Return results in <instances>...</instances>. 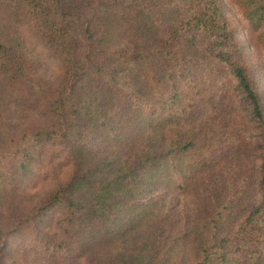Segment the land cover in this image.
I'll return each instance as SVG.
<instances>
[{"label":"trees","instance_id":"obj_1","mask_svg":"<svg viewBox=\"0 0 264 264\" xmlns=\"http://www.w3.org/2000/svg\"><path fill=\"white\" fill-rule=\"evenodd\" d=\"M228 3L243 24L239 33L217 0H0L2 9L26 19L61 73L54 84L28 81L15 46H6L0 33L1 83L26 80L44 118L19 139L16 174L24 175L27 164L42 157L34 150L47 144L61 146L69 164L81 165L17 226L60 206L73 240L82 241L81 227L88 233L83 249L76 245L67 256L84 261L122 240L126 260L114 264H229L237 258L228 246L254 227L261 234L247 242L249 249L238 246L246 253L240 264H264V110L240 41L246 32L264 56V0ZM220 105L228 108L223 124L213 119ZM238 123L250 132L259 163V202L242 214L229 208L239 203L233 188L245 190L248 183L230 187L237 195L221 203L212 195L218 183H209L239 157L242 137L223 138ZM91 129L96 134L86 133ZM96 135L98 142L88 143ZM174 195L188 205L190 197L209 201L211 215L199 218L196 206L169 208Z\"/></svg>","mask_w":264,"mask_h":264},{"label":"rangeland","instance_id":"obj_2","mask_svg":"<svg viewBox=\"0 0 264 264\" xmlns=\"http://www.w3.org/2000/svg\"><path fill=\"white\" fill-rule=\"evenodd\" d=\"M217 1L230 28L239 33L243 24L234 14L228 0ZM29 26V23L18 11L14 13L0 7V33L3 42L6 43V46H15L16 55L26 69L28 81L54 84L61 77L58 63ZM240 41L243 52L242 60L248 68L264 110V56L261 52L257 54L254 51L246 32L240 35ZM2 79L4 82L1 83L0 79V173L2 174V176L0 175V264H114L117 261L124 262L126 257L119 251L123 244L122 240L107 244H113V246L102 247L84 261L74 262L70 259L65 251L76 248V245L83 249L85 245L83 237H87L88 233L85 227H81L78 235L83 242L77 241L76 238L73 240L72 231L67 224V214L59 211L60 206L41 212L38 220H34L31 224L25 223L22 226H17L19 220L31 214L34 215L42 208L49 197L62 188L81 165L69 164L61 146L47 144L38 146L34 150L42 157L28 163L24 175L16 174L21 162V155L18 154L20 148L17 143L25 130L30 133L36 127L43 125L44 118L41 108L28 95L29 85L26 80L14 81L8 77ZM197 99L193 100V104L199 101ZM217 108L218 111L213 115V119H216L217 123L223 124L226 118L223 113H226L228 108L224 105ZM230 120H226V123L229 124ZM174 131L175 129L169 134L173 135ZM90 132L95 133L94 129L86 133ZM208 134L206 133V136ZM86 136L87 134L82 135L83 139ZM169 137L170 135L168 139ZM239 137H242L243 145V148H239L240 153L237 155L239 157L234 156L226 166L215 171L209 178V183L211 185L218 183L212 192L218 203L227 200V197H231V195H237L228 192L230 187L238 185L242 181L245 184L248 183L245 190L240 191L233 188L234 191H238L239 203L229 208V210L233 209L242 214L258 205L259 195L255 183L259 163L256 160V152L249 147L251 139L247 127L238 123L235 128L228 127L224 131L223 138L227 141H233ZM98 139L96 135V138L90 139L88 143L94 144L98 142ZM199 198L190 197L192 202L189 201L188 205L180 200L183 198L174 195L168 198L169 208L173 209L176 206L179 211H186L192 210L193 206H196L199 218L210 216L212 212L209 208V201ZM238 225L240 223L235 224L237 229L241 228ZM239 234L238 241L236 240L235 243L228 246L227 253L236 255L237 258L234 261L230 260L229 264H240V259H243L241 255L246 256V253H242L238 246L249 249L247 242L256 241L261 232L252 227ZM134 235L139 239V228ZM230 236L235 237V231L230 233ZM243 242L244 244H242ZM236 251H240V253L234 254ZM187 255L186 252L184 258ZM183 261L182 259L173 260L174 264H182ZM189 263L190 260L186 259L185 264Z\"/></svg>","mask_w":264,"mask_h":264}]
</instances>
